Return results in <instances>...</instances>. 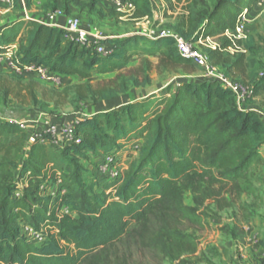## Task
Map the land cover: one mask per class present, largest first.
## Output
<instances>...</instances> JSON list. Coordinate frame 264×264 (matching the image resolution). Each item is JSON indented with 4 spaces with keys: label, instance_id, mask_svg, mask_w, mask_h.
<instances>
[{
    "label": "trees",
    "instance_id": "trees-1",
    "mask_svg": "<svg viewBox=\"0 0 264 264\" xmlns=\"http://www.w3.org/2000/svg\"><path fill=\"white\" fill-rule=\"evenodd\" d=\"M78 1L71 0L76 5ZM126 1L133 6V20L152 18L151 0ZM260 1L217 0L190 35L178 30L191 42L219 41L218 49H205L210 62L232 79L248 74L250 98H264V67L258 71L255 60L264 55V37L262 47L252 38L237 40L242 51L231 54L224 33ZM25 3L29 6L30 0ZM108 43L111 53L103 57L92 46L73 42L66 31L34 20L0 26V56L15 49V65L34 64L80 82L116 73L141 55L164 56L199 72L177 55L171 37L149 40L136 35ZM13 79L20 82L24 77ZM80 88L73 97L81 102L108 101L118 95L113 89L95 92L87 87L84 96ZM29 94L37 103L32 89ZM29 136L11 118L0 117V264H99L97 254L115 245L132 225L146 232L150 223L155 230L149 245L169 260L180 261L195 255L198 243L175 224L203 228L210 211L205 203L225 208L228 204L224 207L221 202H226V195L258 198L253 179L255 169L264 163L260 152L264 122L249 107L239 108L233 93L215 81L184 80L144 99L96 112L74 123V141L69 145H54L46 132H39L28 145ZM138 141L137 159L118 179L100 183L88 175L83 163L89 158L116 156ZM43 185L51 186L53 193L46 194ZM185 193L193 197L194 208L182 204ZM21 225L41 233L42 241L31 242L21 234ZM140 236L144 238L143 233Z\"/></svg>",
    "mask_w": 264,
    "mask_h": 264
},
{
    "label": "rangeland",
    "instance_id": "rangeland-1",
    "mask_svg": "<svg viewBox=\"0 0 264 264\" xmlns=\"http://www.w3.org/2000/svg\"><path fill=\"white\" fill-rule=\"evenodd\" d=\"M216 2L217 0H182L179 4L172 2L169 5L163 0H151L152 18L136 21L131 18L132 14L130 16L125 13L120 17L103 0H79L78 5L71 0H30L29 6H26L25 0H3L0 6V26L16 20L37 19L38 16L42 17L56 10L66 14L67 10L69 16L91 24L108 39L137 35L152 40L147 36L150 31L178 35L180 30L190 35L197 21L204 19ZM248 16L244 36L252 38L257 47H262L264 0L257 3ZM213 40L220 46L219 41ZM108 46L111 47L109 43ZM13 53L0 56V117L15 119L18 123H47L56 127L71 125L96 112L110 111L124 103L144 99L169 84L177 85L198 74L193 67L178 66L167 57L141 55L132 58L126 68L116 73L95 75L82 82L73 76H59V84L42 82L31 76H25L18 82L13 79L17 75L10 65L13 63ZM255 60L256 69L261 71L264 67V55L259 54ZM248 68L249 65L246 64L245 69ZM248 77L247 74L243 79H235L250 94ZM144 83L146 84L143 85ZM77 87H81L80 91L84 96H88L87 87L95 92L113 89L118 95L108 101L81 102L73 97ZM124 88L126 92L121 93ZM31 89L37 103H34L29 94ZM66 89H71L67 96L63 94ZM5 92H8L7 96ZM246 104L264 122V98H249ZM140 145V141L133 142L116 155L121 175L137 159ZM260 152L264 156V145ZM98 159V156L89 158L83 163L84 168L92 170ZM253 186L258 198L242 196L236 199L226 195V202H221V205L228 206L222 209L215 204L205 203L210 211L207 212L208 218L203 228L186 222L175 224L180 232L197 241L198 252L195 255L184 256L180 261L164 257L153 245H149L148 239L153 237L155 230L153 223H150L146 232L140 226L132 225L115 245L97 254L99 264H261L260 261L264 258V163L254 171ZM43 188L46 194L53 193L51 186L43 185ZM182 204L188 208L195 207L193 197L188 193L183 195ZM198 211L203 210L199 208ZM141 233L144 238H141Z\"/></svg>",
    "mask_w": 264,
    "mask_h": 264
},
{
    "label": "built area",
    "instance_id": "built-area-1",
    "mask_svg": "<svg viewBox=\"0 0 264 264\" xmlns=\"http://www.w3.org/2000/svg\"><path fill=\"white\" fill-rule=\"evenodd\" d=\"M103 2L108 3L113 12L120 15V17H122L125 13L130 16L132 14L133 6L126 0H103ZM249 13L250 11L245 10L240 16H238L234 29L227 30L224 33V38L231 42V46L226 49V51L231 54H234L237 51H242L235 43L237 40L245 39L244 34ZM40 23L66 31L73 42L80 45L92 46L95 54L98 56L105 57L111 53L112 49L108 46L107 40L112 39H108L99 33L91 24L83 22L75 16H67L64 12L56 10L43 16ZM147 36L150 39L163 37L173 38L175 41L177 55L181 59L192 62L199 69L198 74L190 78L191 81H215L220 86L233 93L236 105L239 108L247 106L246 102L250 98L251 93L249 94V92L236 79L226 76L220 68L214 66L210 62L205 49L216 50L220 47L213 39L206 38L200 39L196 42H191L181 36L173 35L165 31L157 33L155 31H150ZM10 65L15 75L19 77L31 76L42 82L59 84V75L51 74L48 70L41 66L30 64L19 67L14 63H10ZM250 110L253 109L250 108ZM44 132L49 134L52 143L57 146L69 145L74 141V123L63 127L49 125L47 130ZM38 133L39 132L30 133L28 145L34 143ZM98 157L99 159L94 168L87 171L90 177L100 183L107 181L112 182L118 179L121 175L120 165L118 162L119 159L113 155H99ZM43 189L44 188L42 186V190ZM20 232L33 243H40L43 239L41 233L34 231L26 225L20 226Z\"/></svg>",
    "mask_w": 264,
    "mask_h": 264
},
{
    "label": "crops",
    "instance_id": "crops-1",
    "mask_svg": "<svg viewBox=\"0 0 264 264\" xmlns=\"http://www.w3.org/2000/svg\"><path fill=\"white\" fill-rule=\"evenodd\" d=\"M72 12H73V9L71 10ZM74 13V12H73ZM27 19H29V20H34V21H37L38 23H40V21L43 19V16L42 17H40V16H38V18L37 19H30V18H27ZM14 122H16V123H18L17 122V120H15V119H12ZM19 125H22L27 131H28V133H33V132H44V131H46L47 130V127L49 126V125H53V124H40V123H18ZM38 125H40V127H38ZM47 127H46V126Z\"/></svg>",
    "mask_w": 264,
    "mask_h": 264
}]
</instances>
